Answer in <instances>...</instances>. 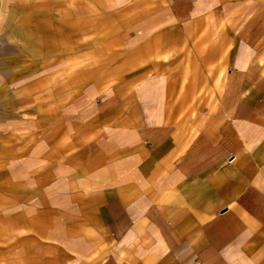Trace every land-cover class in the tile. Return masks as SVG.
I'll return each instance as SVG.
<instances>
[{
  "label": "crops",
  "instance_id": "0c3cea01",
  "mask_svg": "<svg viewBox=\"0 0 264 264\" xmlns=\"http://www.w3.org/2000/svg\"><path fill=\"white\" fill-rule=\"evenodd\" d=\"M31 1L2 18L34 40L0 50V264H264V0Z\"/></svg>",
  "mask_w": 264,
  "mask_h": 264
},
{
  "label": "rangeland",
  "instance_id": "374dc122",
  "mask_svg": "<svg viewBox=\"0 0 264 264\" xmlns=\"http://www.w3.org/2000/svg\"><path fill=\"white\" fill-rule=\"evenodd\" d=\"M54 1V0H52ZM32 2L31 0H0V50H3L6 46H11L13 44L17 45H28L30 44V40H34V38H29L27 35L25 37L19 36L18 34L13 31V23L18 24V22H13L11 19L7 21H3L2 18L6 16L7 12L12 10V7L16 8H28V4ZM33 2H36L33 0ZM41 2V1H37ZM44 3V1H42ZM55 8V5L52 6ZM55 12V11H54ZM55 14V13H54ZM38 26L44 25L43 20L37 22ZM4 25V27H3ZM52 35L51 36H38L35 38V44H37V48L44 50L45 45H50L52 48L51 54L53 58L56 56L59 57L60 52V44H61V37H60V21L54 20L52 21ZM39 28V27H38ZM19 31H17L18 33ZM43 32V31H41ZM46 32V31H45ZM32 43V42H31ZM9 54L5 52V55ZM0 55H4L3 52ZM22 55L28 56V52L23 53ZM45 53L44 52H37V61L44 60ZM57 59V58H55ZM54 59V61H55Z\"/></svg>",
  "mask_w": 264,
  "mask_h": 264
}]
</instances>
